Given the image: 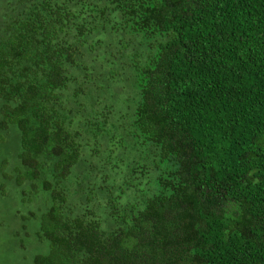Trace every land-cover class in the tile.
Segmentation results:
<instances>
[{"label": "trees", "instance_id": "trees-1", "mask_svg": "<svg viewBox=\"0 0 264 264\" xmlns=\"http://www.w3.org/2000/svg\"><path fill=\"white\" fill-rule=\"evenodd\" d=\"M14 2L0 193L31 264H264V0Z\"/></svg>", "mask_w": 264, "mask_h": 264}, {"label": "rangeland", "instance_id": "rangeland-1", "mask_svg": "<svg viewBox=\"0 0 264 264\" xmlns=\"http://www.w3.org/2000/svg\"><path fill=\"white\" fill-rule=\"evenodd\" d=\"M14 3V0H0V10ZM4 142H9L6 136ZM31 208L32 204L22 203L14 193H0V264H31L38 245L28 232L21 230V219Z\"/></svg>", "mask_w": 264, "mask_h": 264}]
</instances>
